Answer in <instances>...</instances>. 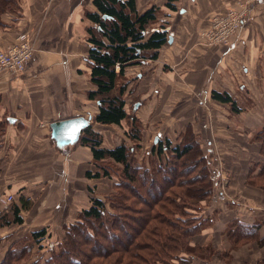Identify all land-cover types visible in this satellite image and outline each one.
<instances>
[{
	"label": "crops",
	"instance_id": "1",
	"mask_svg": "<svg viewBox=\"0 0 264 264\" xmlns=\"http://www.w3.org/2000/svg\"><path fill=\"white\" fill-rule=\"evenodd\" d=\"M168 2L173 9L166 7ZM135 4L140 13L156 5L157 27L166 28L171 37L158 50L157 59L141 61L132 72L125 69L123 78L132 74L126 83L133 81L140 99L156 106L168 103L167 95L175 92L170 102L187 103L182 113L193 131L205 137L258 131L264 121V0H135ZM244 9V20L228 46L209 47L202 42L212 16ZM95 11L92 0H12L0 14V49L21 37L34 47L21 73L0 72V214L20 208L22 200L29 202L27 210H20V225L0 227V264L30 232L44 229L46 235L35 248L42 253L53 249L62 235L56 242L51 237L75 222L103 185L100 178L86 176L98 171L91 150L79 141L58 149L49 128L51 122L73 117H89L92 124L98 112L97 103L86 97L94 89L87 31L95 27L86 15ZM212 91L227 93L239 111L213 100ZM138 106L136 102L133 110ZM221 119L244 120L248 127L227 126ZM160 131H146L154 136L153 145L162 136ZM8 195L13 200L4 208ZM248 195L240 198L249 200L248 210L230 217L218 213L216 218L221 224L236 220L257 225L264 241V209L257 207L264 198ZM217 201L220 207L233 204L222 191ZM210 232V226L202 230L205 236ZM244 256L240 264L264 263V253L260 258L253 255L251 261ZM38 260L39 255L32 261Z\"/></svg>",
	"mask_w": 264,
	"mask_h": 264
},
{
	"label": "trees",
	"instance_id": "2",
	"mask_svg": "<svg viewBox=\"0 0 264 264\" xmlns=\"http://www.w3.org/2000/svg\"><path fill=\"white\" fill-rule=\"evenodd\" d=\"M11 3L12 0H0V14ZM92 4L96 11L86 15V18L95 25L93 30L87 31L88 42L91 45L87 61L90 68V83L94 89L87 93V99L97 103L98 112L93 117L96 124L120 126L129 116L122 99L126 90L125 83H120L117 87L118 78L124 75L125 69L129 66L139 64L143 60L157 59L158 50L168 41L169 35L166 28L150 30L149 26L156 22L153 6L140 13L136 9L135 0H92ZM166 7L173 9L169 2L166 3ZM211 97L220 103L228 104L232 111H239L227 93L212 91ZM129 119L132 122L130 129L125 130V135L129 140L138 141L139 129L133 125L135 119L133 117ZM79 142L91 150L95 161L108 159L122 166L123 178L126 181L122 179L125 184L121 186L118 183L116 188L127 189L129 194L122 193L123 190L121 193L118 192L116 202L112 201V205L110 204L111 208L118 209L121 214L108 213L102 200L91 198L90 207L82 210L75 222L64 227V237L57 246L59 251L49 249V258L44 259L43 264H191L195 261L198 264H210L208 260L210 254L206 256L209 249L191 244V238L201 232L206 219L201 216L189 219L186 218L189 215L185 213L186 206L195 208L197 203L203 200L199 192L208 195L209 189L206 187L210 186L209 180L204 182V177L202 179L194 177L199 181L185 180L186 186L193 181L202 184L203 187L196 191L194 194L196 197L194 195L189 197L185 193L184 197L178 198L179 202H175L177 200L175 198L161 199L162 195L144 193L148 198L150 194L153 196L151 201H141L145 208L134 211L124 205L131 202L132 198L139 200L141 197L140 194L131 192H135L134 189L126 188L127 183L135 184L137 181L131 174L129 160L131 147L123 143L114 149L103 148L99 133L93 131L91 125L83 131ZM190 148L192 147L189 145L182 148L173 146L168 141L164 143L157 141L154 146L159 156L168 151L175 160L186 155ZM204 159L205 157H202L200 161ZM190 170L192 169L188 171ZM86 176L102 178L109 177V174L106 169L98 168L97 172L94 174L88 172ZM147 182L154 183L153 179ZM177 186L182 187L181 184ZM185 199H192L194 202ZM28 203L22 200L20 208L14 206L9 211L6 210L8 213L1 212L0 227L20 225L22 223L20 210H27ZM137 203L140 204L138 201L134 202L135 205ZM154 206L157 207L156 211L153 209ZM129 212H137L139 215L133 217L128 214ZM211 222L208 221L206 224ZM130 224L137 225L138 228ZM45 235L46 231L42 229L30 232L19 240L14 248L8 251V255L14 260L12 263L17 264L23 260L25 253L31 254V249L38 245ZM228 235L234 240L240 237L257 239L258 244L264 246V241L258 236V226L242 225L236 221L229 229ZM119 236L125 238L127 242L122 241ZM32 264L41 263L35 261Z\"/></svg>",
	"mask_w": 264,
	"mask_h": 264
},
{
	"label": "rangeland",
	"instance_id": "3",
	"mask_svg": "<svg viewBox=\"0 0 264 264\" xmlns=\"http://www.w3.org/2000/svg\"><path fill=\"white\" fill-rule=\"evenodd\" d=\"M152 6L155 7V13L158 16V8L156 5ZM158 13H161V11L159 10ZM157 26L158 24L155 22L149 27L151 30L152 28H158ZM139 64L141 65V61ZM136 66H129L126 70L132 72L133 68ZM135 70H138V68H135ZM124 75L118 78L117 87L120 83H125L126 90L122 95V99L125 102L124 107L129 116L128 119L123 121L122 125L119 127L115 125L105 126L96 124L93 119L92 124L90 123L93 131L96 129L99 131L103 148L114 149L123 143L131 147L129 153L131 174L135 176L137 181L135 184L127 183L126 188H130V190L131 188L134 189L135 192H131L138 193L141 197L139 199L140 201L132 198L131 202H127L124 205L127 207L129 206V208L134 209V211H138L139 209L145 208L143 204H141V201H151L150 199L157 195H162L161 199L175 198V200L177 199L175 202H179L178 198L184 197L185 193L190 197L196 194V191L200 190V187H203L202 184L193 181H190V184L186 186L184 181L191 179L199 181V179L204 177V182L208 180L211 182L210 186L206 187L209 189L208 195L199 192L203 200L198 203L195 201L197 203L195 208L186 206L185 213L190 216L186 217L189 219L201 216V218L206 219V222L212 221L209 224L205 222L202 227L203 230L210 226L211 232L205 236L201 230L200 233L191 238V244L209 249V253H207L206 256L210 254V258L208 259L211 262L210 264H240L245 254H247L245 255L247 257L249 255L250 261L253 255H256V258H260L264 253V248L258 244L257 239H245L240 237L234 240L228 233L236 220H230L227 223L224 222L225 224H221L220 222L222 220H217L216 216L218 213L220 216L226 213L228 217H230L248 210L247 207L250 206L249 200H240V198H243L242 195L248 197L250 196L248 194L251 192L264 198V121L259 127V130L253 132L251 135H245L247 134L246 130L243 132L244 135L237 133V130L232 131L234 135H225L221 137H211V135L205 137L203 134L198 135L192 129L191 121H187V114L185 115L182 113L187 103L176 104L170 102L171 97L175 96V92L172 95H167L168 103L155 106V104L148 103L146 98L143 100L140 99V96H138L139 94H136V85L133 81H131L130 84L126 83V80H128L132 74L129 73L127 78H123ZM88 92L89 91L86 92V97ZM89 101L95 102L93 100ZM136 102H139L140 106L133 110ZM130 117L135 119L133 125L139 129L138 141L129 140L125 135V130L130 129L132 122L129 119ZM221 120L223 123H226L227 126H233L235 128L248 127L244 123V120L242 122H234V119ZM152 128L161 130L162 136L158 139L159 143L168 141L173 146L175 145L182 148L185 145H189L192 148H190V151L186 155L177 160L171 158L172 156L168 151L165 153L163 152L159 156L152 142L154 136L150 133H146L147 130L150 132ZM82 135L83 133L81 137ZM207 140H212V143L206 145ZM202 157H205L206 160L204 159L205 161L202 160L201 162L200 160ZM169 158L171 159L168 160ZM97 162L98 168L106 169L109 177L100 178V182L103 181V185L100 183V190L98 194L96 193L98 196L96 199H100L105 203L108 213L121 214L118 209L114 210L111 208L110 204L112 205V201L116 202L115 198L118 192L121 193L123 190L122 188L118 190L116 184L120 183L122 186L125 184L124 181H126L123 178L122 166L108 159ZM194 162L197 164H194ZM189 169L192 170L188 171ZM166 176L168 177L166 178ZM194 177H198L199 179ZM151 179H153L154 183L149 184L147 181ZM172 183L174 186L171 185ZM176 184H181L182 187H178ZM219 191H222L223 194L230 197V199L232 198L233 204L229 203V206L222 205L220 207V204L217 203V193ZM149 192L152 193L153 196L151 197L150 194L148 198L144 193L147 194ZM122 193L129 194L127 189L123 190ZM96 195L93 194V196ZM194 197L196 196L194 195ZM185 200L188 202L193 201L192 199ZM135 201L140 202V204L137 203L135 205ZM259 203L260 206L257 207L264 209V202ZM231 206H236L237 208H232ZM153 209L156 211L157 207L154 206ZM128 214L133 217H138L139 215L137 212H129ZM136 224L139 225L138 223ZM184 224L186 225V223ZM189 224L191 225L192 223ZM137 225L132 227L138 228ZM130 233L133 234V232ZM60 234L62 235L60 236L61 238L58 239L60 243H56V246L53 248L55 251H59L57 246L61 244L64 233H56V236L51 237V240L55 241ZM119 238L127 242L125 238L121 236H119ZM35 247L36 246L31 249V254L25 253L23 260L17 262V264H32V260L38 255V261L43 264V260L49 258L50 251L42 253ZM5 261L7 264H15L12 263L14 260H12L7 252L3 258L2 264ZM6 262L4 264H6ZM191 264L198 263L195 261ZM259 264L264 263L259 262Z\"/></svg>",
	"mask_w": 264,
	"mask_h": 264
},
{
	"label": "built area",
	"instance_id": "4",
	"mask_svg": "<svg viewBox=\"0 0 264 264\" xmlns=\"http://www.w3.org/2000/svg\"><path fill=\"white\" fill-rule=\"evenodd\" d=\"M246 10L240 12L228 11L225 14L212 16L207 30L201 34V40L206 46H228L244 20ZM34 53L33 44L22 37L19 42L0 49V72L8 71L19 74ZM13 200L8 195L4 199V208Z\"/></svg>",
	"mask_w": 264,
	"mask_h": 264
},
{
	"label": "water",
	"instance_id": "5",
	"mask_svg": "<svg viewBox=\"0 0 264 264\" xmlns=\"http://www.w3.org/2000/svg\"><path fill=\"white\" fill-rule=\"evenodd\" d=\"M170 41L171 37L168 38V42ZM73 126L78 127V132L75 135V139H68ZM89 126V117H73L70 119L54 121L49 125L50 138L55 142V145L58 149H62L64 147L77 143L83 131Z\"/></svg>",
	"mask_w": 264,
	"mask_h": 264
},
{
	"label": "snow or ice",
	"instance_id": "6",
	"mask_svg": "<svg viewBox=\"0 0 264 264\" xmlns=\"http://www.w3.org/2000/svg\"><path fill=\"white\" fill-rule=\"evenodd\" d=\"M78 132V127L73 126L71 133L68 136V139H75V135Z\"/></svg>",
	"mask_w": 264,
	"mask_h": 264
}]
</instances>
